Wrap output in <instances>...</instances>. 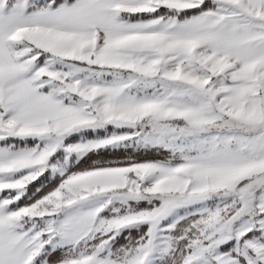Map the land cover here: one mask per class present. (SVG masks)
Segmentation results:
<instances>
[{
  "label": "snow or ice",
  "instance_id": "1",
  "mask_svg": "<svg viewBox=\"0 0 264 264\" xmlns=\"http://www.w3.org/2000/svg\"><path fill=\"white\" fill-rule=\"evenodd\" d=\"M0 264H264V0H0Z\"/></svg>",
  "mask_w": 264,
  "mask_h": 264
}]
</instances>
